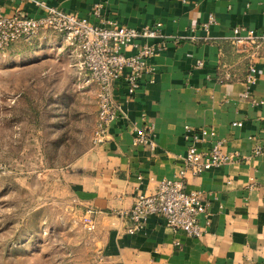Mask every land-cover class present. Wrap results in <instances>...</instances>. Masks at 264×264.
Instances as JSON below:
<instances>
[{"label": "crops", "instance_id": "0c3cea01", "mask_svg": "<svg viewBox=\"0 0 264 264\" xmlns=\"http://www.w3.org/2000/svg\"><path fill=\"white\" fill-rule=\"evenodd\" d=\"M36 3L94 24L110 19L140 29L161 22L164 35L187 38L168 44L150 60L154 82L144 81L133 97L116 84L114 101L121 113L110 123L106 141L83 157L93 168L82 179L80 199L96 222L106 257L122 264H264V49L251 60L228 41L236 26L264 33V0H0V10L5 16L38 17L44 10ZM94 5L102 7L100 19L91 15ZM210 14L215 22L206 32L202 25ZM49 35L31 41L50 46ZM56 39L60 52L74 61L63 38ZM196 61L201 68H195ZM251 62L256 80L247 85ZM185 126L211 128L213 139L223 140L226 151L238 155L199 177L187 176V190L201 193L206 206L207 232L189 238L150 217L129 234L126 214L135 195L152 193L160 180L182 170ZM147 127L157 145L154 152L132 143L135 129Z\"/></svg>", "mask_w": 264, "mask_h": 264}, {"label": "rangeland", "instance_id": "374dc122", "mask_svg": "<svg viewBox=\"0 0 264 264\" xmlns=\"http://www.w3.org/2000/svg\"><path fill=\"white\" fill-rule=\"evenodd\" d=\"M48 34L50 46L0 51V264H103L112 259L80 199L94 91Z\"/></svg>", "mask_w": 264, "mask_h": 264}, {"label": "built area", "instance_id": "2783aa9c", "mask_svg": "<svg viewBox=\"0 0 264 264\" xmlns=\"http://www.w3.org/2000/svg\"><path fill=\"white\" fill-rule=\"evenodd\" d=\"M36 5L44 10L38 17L20 13L5 16L0 10V51L20 40H33L45 33L61 36L73 52L83 85L94 91L97 113L91 142L93 147L100 146L107 139L110 123L121 113L114 101L116 84L123 86L127 98L133 97L144 81L148 79L149 84L154 82V68L150 60L164 51L168 44L176 46L187 38L164 35L161 22L140 29L123 26L110 19H101L100 24H94L57 8L45 7L41 3ZM101 8V5H94L91 15L100 19ZM214 22L210 14L202 29L207 32ZM228 41L236 50L248 52L251 60L264 49V33L243 26L234 27ZM202 65L201 61H196L195 68ZM255 75L256 69L251 62L244 77L245 83L254 84ZM230 77L225 76L226 79ZM244 96L247 98L249 92ZM183 138L188 146L182 170L172 179L160 180L152 193L135 195L133 205L126 214L131 224L126 229L129 234L138 231L150 217L161 218L165 226L189 238L199 239L207 232L210 221L206 206L201 193L187 190V176L199 177L237 160L238 155L226 151L223 140L213 139L215 133L211 128L185 126ZM207 140H212L209 148L198 147ZM132 143L145 146L152 152L157 149L151 127L135 129ZM201 216L203 222L200 221ZM101 260L103 264H122L104 258Z\"/></svg>", "mask_w": 264, "mask_h": 264}]
</instances>
